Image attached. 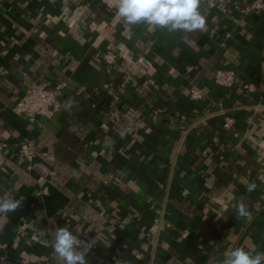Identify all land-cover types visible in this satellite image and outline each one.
I'll return each instance as SVG.
<instances>
[{
	"label": "crops",
	"instance_id": "obj_1",
	"mask_svg": "<svg viewBox=\"0 0 264 264\" xmlns=\"http://www.w3.org/2000/svg\"><path fill=\"white\" fill-rule=\"evenodd\" d=\"M251 1L227 0L224 14L201 0L205 27L192 33L121 21L97 47L90 30L110 15L102 0H0V142L9 146L0 197L23 198L0 215V264H57L61 227L81 251L91 247L88 264H111L113 253L126 264H220L237 247L264 252V90L242 87L264 83V8L240 12ZM220 68L237 72L232 87L215 83ZM59 83L53 117L14 112L29 88ZM192 85L203 99L190 98ZM23 141L33 144L31 163Z\"/></svg>",
	"mask_w": 264,
	"mask_h": 264
},
{
	"label": "clouds",
	"instance_id": "obj_2",
	"mask_svg": "<svg viewBox=\"0 0 264 264\" xmlns=\"http://www.w3.org/2000/svg\"><path fill=\"white\" fill-rule=\"evenodd\" d=\"M201 0H111V7L115 8V16L127 26L145 24L150 31L157 28L167 29L171 33H192L205 27V18L199 11ZM67 107H71L68 102ZM123 135V133L121 134ZM256 185L246 186L248 192L254 191ZM23 201L0 197V215L15 212ZM240 217H247L246 204L241 201L236 206ZM41 236L46 232L41 229ZM52 248L57 264H88L86 254L90 248L81 251V243L67 227L54 230ZM116 264H126L118 260ZM220 264H264V252L256 249L246 250L237 247L224 254Z\"/></svg>",
	"mask_w": 264,
	"mask_h": 264
},
{
	"label": "built area",
	"instance_id": "obj_3",
	"mask_svg": "<svg viewBox=\"0 0 264 264\" xmlns=\"http://www.w3.org/2000/svg\"><path fill=\"white\" fill-rule=\"evenodd\" d=\"M52 1V0H48ZM106 11L110 14L108 18L101 20L97 25H95L90 31L94 35L93 45L100 47V45L111 36V34L116 30L118 24L121 22L115 16V8L111 7V0H102ZM208 4L211 8L220 7L221 12L228 14L230 11V5L227 4V0H208ZM264 8V0H253L250 3L242 6L240 12L242 14H249L251 12L260 11ZM103 59L108 64H114L117 61V55L113 52H107L103 54ZM138 62H142V59H139ZM196 69L195 65H188L186 68V73L189 74ZM170 74H174L175 70L170 69ZM215 83L220 87H232L238 79V74L234 69L230 68H220L217 69L214 75ZM151 83L154 81L151 79ZM66 83H59L55 87L50 88L45 85H36L31 88L16 102L13 107L14 112L17 115L27 118L31 122H36L39 116L53 117L57 114L61 108L60 95L62 94ZM242 87L245 91L254 93L259 90H264V83H254V82H244ZM190 98L192 100H201L205 95L203 88L192 85L190 88ZM160 109H158L159 111ZM224 115L223 127L227 131H233L237 136L238 133L234 130V118L227 114L224 110L220 111ZM212 113L204 114L198 121H194L193 125H198L199 122L206 120L211 117ZM182 119H187V115H182ZM103 129H107L108 123L103 122L101 124ZM7 142H0V167L5 163L6 156L5 151L8 149ZM19 154L23 160L31 163L35 157L34 147L31 141H23L19 144ZM259 155L264 158V147L259 148ZM131 221L130 216L122 217L120 220V225L127 224ZM160 223L155 221V223L150 228L152 233L159 231ZM189 234L188 230H184L182 235L187 236ZM76 236V235H75ZM78 238V237H77ZM80 241V240H79ZM34 260V257H26L22 260V263L26 264ZM118 260H122V257L118 253H113L111 255L110 262L111 264H116Z\"/></svg>",
	"mask_w": 264,
	"mask_h": 264
}]
</instances>
